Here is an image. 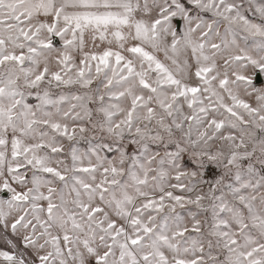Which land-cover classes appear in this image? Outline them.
I'll use <instances>...</instances> for the list:
<instances>
[{
  "label": "snow or ice",
  "instance_id": "snow-or-ice-1",
  "mask_svg": "<svg viewBox=\"0 0 264 264\" xmlns=\"http://www.w3.org/2000/svg\"><path fill=\"white\" fill-rule=\"evenodd\" d=\"M0 264H264V0H0Z\"/></svg>",
  "mask_w": 264,
  "mask_h": 264
}]
</instances>
